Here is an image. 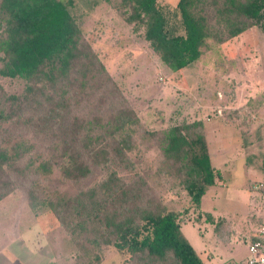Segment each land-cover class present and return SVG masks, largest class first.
Returning a JSON list of instances; mask_svg holds the SVG:
<instances>
[{"label": "trees", "instance_id": "trees-1", "mask_svg": "<svg viewBox=\"0 0 264 264\" xmlns=\"http://www.w3.org/2000/svg\"><path fill=\"white\" fill-rule=\"evenodd\" d=\"M114 3L132 32H140L172 72L197 62L207 39L229 41L252 27L264 34V0H178L181 35L166 28L157 0ZM69 5L60 0H0V77L25 82L22 94L0 102V200L18 182L29 181V207L49 206L84 251L112 246L133 264H204L183 236L179 214L148 195L139 173L129 180L120 175L133 170L134 137H154L164 173L174 171L200 219L205 215L202 197L221 178L211 165L201 122L174 123L143 135L137 115L124 105L101 115L90 116V108L78 114L82 104L95 105L91 99L104 87L107 96L99 97L98 106L117 105L111 89L116 87ZM29 126L42 151L25 138ZM94 171L97 180L75 195L64 199L56 190L46 195L54 172L61 181L77 184Z\"/></svg>", "mask_w": 264, "mask_h": 264}, {"label": "rangeland", "instance_id": "rangeland-1", "mask_svg": "<svg viewBox=\"0 0 264 264\" xmlns=\"http://www.w3.org/2000/svg\"><path fill=\"white\" fill-rule=\"evenodd\" d=\"M60 1L71 3L67 6L71 15L80 24L83 36L116 87L111 89L117 105L111 107L106 102L101 108L98 106L99 97L107 96L104 87L102 93L92 97L91 103L95 105L82 104L76 108L78 114L84 115L90 108V116L101 115L124 105L137 115L143 135L160 133L174 123L200 121L212 154V165L229 180L228 187L232 189L230 193L223 189L227 193L224 197H228L224 201L229 204L228 208H242L238 197L244 189L238 186L242 185L245 168L254 160L264 163V34L261 30L252 27L229 41L207 39L197 62L172 72L158 60L142 34L132 32L123 21L115 7L116 0ZM177 1L157 0V5L166 28L181 35L183 28ZM24 88L25 82L20 79L0 77V102L4 96L22 94ZM116 92L119 95L116 96ZM32 127L24 129L25 138L35 142L42 151V143L33 136ZM134 138L133 170L121 171L120 175L129 180L133 173H139L147 183L148 195L159 199L167 211L179 214L183 236L205 260L203 254H199L205 238L195 243L192 237L199 235L192 223L197 212L192 210L189 197L175 180L174 171L170 176L164 173L166 165L157 140L149 135ZM98 177V172L94 171L84 181L74 184L61 181L54 172L51 175L54 184L46 195L51 197L56 190L64 199L71 197L80 188L92 186ZM28 182H18L14 191L0 200V261L10 264H133L134 260L112 246L86 247L87 251L78 247L49 206L29 207L25 193ZM205 197L202 208L208 205ZM49 257L52 261L43 263Z\"/></svg>", "mask_w": 264, "mask_h": 264}, {"label": "crops", "instance_id": "crops-1", "mask_svg": "<svg viewBox=\"0 0 264 264\" xmlns=\"http://www.w3.org/2000/svg\"><path fill=\"white\" fill-rule=\"evenodd\" d=\"M208 152L211 162L212 154L209 149ZM245 169L247 171L242 185L238 186L244 189L241 197H238L241 199L242 208H228L229 204L224 201L228 198L224 197L227 193L223 189L230 190L229 193L232 189L228 187L229 180L218 169L216 170L220 172L221 178L206 191L205 201L208 205L205 208H202L205 195L201 199L200 209L205 215L204 218L201 216L200 219L192 220L199 231V235L192 237L195 243H198L199 238H205V242L201 244H204V248L199 252L205 257L202 260L204 264H245L248 245L258 237V231L264 225V163L254 160ZM255 178L258 180H254ZM211 187L213 189L210 190ZM209 216L212 218L209 219ZM51 261L52 258L49 257L43 263ZM0 264L10 263L0 261Z\"/></svg>", "mask_w": 264, "mask_h": 264}, {"label": "built area", "instance_id": "built-area-1", "mask_svg": "<svg viewBox=\"0 0 264 264\" xmlns=\"http://www.w3.org/2000/svg\"><path fill=\"white\" fill-rule=\"evenodd\" d=\"M245 264H264V225L259 229L258 237L248 245Z\"/></svg>", "mask_w": 264, "mask_h": 264}]
</instances>
